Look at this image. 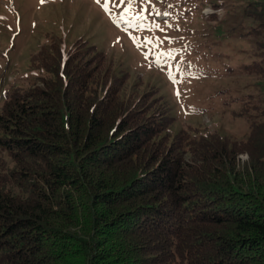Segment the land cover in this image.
Wrapping results in <instances>:
<instances>
[{"label": "trees", "instance_id": "obj_1", "mask_svg": "<svg viewBox=\"0 0 264 264\" xmlns=\"http://www.w3.org/2000/svg\"><path fill=\"white\" fill-rule=\"evenodd\" d=\"M53 44L0 105V264H264V109L241 140L169 135L101 51Z\"/></svg>", "mask_w": 264, "mask_h": 264}, {"label": "rangeland", "instance_id": "obj_2", "mask_svg": "<svg viewBox=\"0 0 264 264\" xmlns=\"http://www.w3.org/2000/svg\"><path fill=\"white\" fill-rule=\"evenodd\" d=\"M255 1L137 0L121 20L126 3H109L105 12L104 0H0V105L13 88L37 82L32 56L40 48L58 43L66 53L80 43L126 72L124 92L148 91L166 107L167 134L244 139L264 109V29L244 12ZM141 12L143 19H135ZM169 50L171 57L162 55ZM247 158L238 154L241 162Z\"/></svg>", "mask_w": 264, "mask_h": 264}, {"label": "snow or ice", "instance_id": "obj_3", "mask_svg": "<svg viewBox=\"0 0 264 264\" xmlns=\"http://www.w3.org/2000/svg\"><path fill=\"white\" fill-rule=\"evenodd\" d=\"M41 2H43V0H41ZM136 2H137V0H104V2L101 4V0H96V3L101 4V7L103 8V10L105 12H110L111 11V9L109 8V3H112L115 7H119L120 4H125L126 3L127 7H125L123 9V12L120 14V19L121 20L124 19L126 14L131 12V9L136 4ZM165 15H166V13H165ZM134 18L138 19V20L139 19H143L142 12L137 14V15H135ZM114 23H115V21H114ZM152 27L157 29V30L163 31V29L158 24H154ZM165 39H167L168 42H171L170 38L165 37ZM145 43H163V41H159V40L154 41L151 38H147L145 40ZM162 55H167V56L171 57L172 56V51L171 50L166 51L165 53H162ZM155 62L159 63V60H157ZM175 71H176V73H181L182 74V69L180 68L179 65L175 66ZM168 75H169V79L172 80L173 83H177L178 82L177 78H176V75H174L173 72L170 71L168 73ZM177 96H179V92H177Z\"/></svg>", "mask_w": 264, "mask_h": 264}]
</instances>
